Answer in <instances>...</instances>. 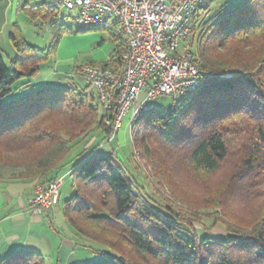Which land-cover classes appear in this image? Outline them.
<instances>
[{
	"label": "trees",
	"instance_id": "trees-1",
	"mask_svg": "<svg viewBox=\"0 0 264 264\" xmlns=\"http://www.w3.org/2000/svg\"><path fill=\"white\" fill-rule=\"evenodd\" d=\"M26 10L56 24L55 40L37 46L16 26L10 34L15 53L0 47V166L23 167L16 180L47 184L63 179L57 206L65 220L78 236L110 249H96L109 259L92 264H134L132 254L117 246L121 241L143 264H264V221L246 225L251 229L230 227L226 234L193 232L179 213L147 191L112 149L97 151L103 144H92L95 132L102 131L108 141L107 120L115 118L117 108L105 109L89 79L85 86L34 85L40 64L56 49L65 16L45 2ZM98 28L108 29L118 42L111 58L117 60L124 52L121 45L126 46L120 24L112 21ZM192 38L193 50L203 61L202 85L188 96L171 97L169 112L154 102L151 111L134 120L133 148L139 139L147 145L156 136L167 148L184 152L188 165L212 174L238 145L233 138L248 136L242 163L264 191V0H205L195 16ZM248 49L253 51L250 61L241 58ZM242 114L248 118L238 126L233 120ZM66 180L70 192L64 197ZM107 229H113L110 236L100 232ZM0 264L47 261L39 251L14 249L0 254Z\"/></svg>",
	"mask_w": 264,
	"mask_h": 264
},
{
	"label": "rangeland",
	"instance_id": "rangeland-1",
	"mask_svg": "<svg viewBox=\"0 0 264 264\" xmlns=\"http://www.w3.org/2000/svg\"><path fill=\"white\" fill-rule=\"evenodd\" d=\"M41 2L49 3V0L32 1L31 4L36 5ZM61 14L65 16V26L60 36L57 37V46L52 56L40 64V70L33 81L35 86L56 89L70 86L73 82L85 86L89 81L83 75V67L104 65L117 54L118 42L108 29H85L72 18L74 11L66 8L61 10ZM6 18V23L0 24V35L4 34L6 37V42L1 40L4 49H14L9 48L8 35L13 30H17L16 26L28 42L36 44L39 38H43L40 44L42 47L45 46L44 38L52 30L50 21L45 20L41 15L31 16L26 10L17 7L10 17ZM54 35L55 33L51 35L46 43L47 46L55 40ZM120 48L125 50V44H122ZM247 51L248 53L244 51L241 54V58L246 61L253 60V51L249 49ZM154 102L163 112H169L173 104L171 97H159ZM247 118L242 114L233 121L239 126L240 122L242 123ZM131 133L127 117L111 142L105 141L104 133L99 131L95 132L96 137L93 138L92 144L98 146L103 144L98 147V152L108 153L112 149L115 156L119 155L126 167L137 173L138 179L145 184L147 191L160 203L170 205L179 213L184 226L191 231L213 235L226 234L230 227L243 230V226L250 228L251 226L246 227V225L259 220L264 221V218H261L264 214V191L259 188L262 185H256L255 176L247 174L244 163H242V155L247 150L248 136L234 137L238 145L232 149L227 161L222 163L215 173L205 174L187 164L184 160V152H174L156 136L150 137V143L147 145L139 139L140 145H136L137 148L134 149ZM23 169V167L2 165L0 166V180L13 179ZM33 181H36L35 190L45 184V180ZM27 182L29 181L10 186L11 189L12 187L19 189H12L13 192L18 193L13 204L6 203L5 198L3 199L4 204H1L2 191L6 186H0V220L12 210L13 214L27 211L29 199H31L29 198L31 190ZM68 186V180H66L63 189L64 197L70 192ZM16 202L18 205L14 210ZM25 213L23 217L17 216L18 218L14 220L12 218L0 225V242L5 239L6 234H16L19 236L18 242L28 244L25 249L41 252L47 264H66L68 260L69 264H92L109 259L106 255L96 251V249L110 250L109 247L100 241L78 236L60 210H56V218L52 216V225L47 220L41 223L33 222L30 213L28 211ZM42 213L32 212L33 216H39ZM112 231L113 229H107L100 232H106L110 236ZM72 235L78 237L77 250L72 251V254L68 256V253L60 246V241ZM117 246L126 253L132 254L134 264H143L141 259L133 254L135 252L128 244L121 241ZM58 250H60L59 255L56 254ZM13 252L14 250L8 246L4 255Z\"/></svg>",
	"mask_w": 264,
	"mask_h": 264
},
{
	"label": "built area",
	"instance_id": "built-area-1",
	"mask_svg": "<svg viewBox=\"0 0 264 264\" xmlns=\"http://www.w3.org/2000/svg\"><path fill=\"white\" fill-rule=\"evenodd\" d=\"M205 0H49L48 5L74 11L85 29L120 24L126 48L106 66L83 67L99 102L116 106L110 127L111 142L128 117L132 122L155 107L160 96H188L203 83V61L193 50V24ZM56 28V24L52 26ZM63 179L40 185L30 201L32 212L54 209Z\"/></svg>",
	"mask_w": 264,
	"mask_h": 264
},
{
	"label": "crops",
	"instance_id": "crops-1",
	"mask_svg": "<svg viewBox=\"0 0 264 264\" xmlns=\"http://www.w3.org/2000/svg\"><path fill=\"white\" fill-rule=\"evenodd\" d=\"M32 1H37V0H0V24L4 25L6 23V21H5V20H7L6 17L8 16V18H9L11 13L15 10L16 7L18 9L22 8V9L26 10L27 7L32 5L31 4ZM51 24H52V22H51ZM0 33H1V31H0ZM11 33L12 32H10L9 35H8V42H9L8 44H9V48H14L13 44L11 42V39H10V34ZM53 33H54V30L52 29L45 36V38H44L45 46H47L46 43L50 39L51 35H53ZM0 36H1L0 37L1 38L0 39V47L2 48V50L7 52V53H9V54H11V55L14 54L15 53V49L6 50V49H4L2 47L1 40L3 39L6 42V37H5L4 34L0 35ZM42 39L43 38H39V41L36 42L37 46H41L40 43L42 42L41 41ZM23 182H26V181H21V180H16V179H7V180H2V181L0 180V186H3V187L6 186L3 189V191H2V193H3L2 194V197H3L2 198V202H3V199L5 198L6 199V203H12L13 204L14 200L18 196V193L13 192V190H12V189H17L16 187H12V189H11L10 186H16L15 184H19V183H23ZM27 183L29 184L28 188L31 190V192L29 193V198L32 199V197H33V195L35 193V183H36V181H29ZM7 184H8V186H7ZM17 190H19V189H17ZM31 199H29V204H30ZM2 202H1V204L3 205L4 202L3 203ZM20 203H22V202H20ZM17 205H18V202L15 203V206L13 208L14 210H16ZM24 210H25V208H24ZM56 210H60V206L59 205L56 206L54 209H52V211H50V212H43L39 216H33L30 207L29 206L27 207V211H28V213H30L31 219L33 220V222L41 223V222H44L45 220H47V221H49V223L51 225L53 223L52 219L56 218V214H55ZM27 211L26 210L25 211H20L18 213L13 214V210H12L10 213H7V214H5L2 217V220H0V225H2L4 222H6L8 220H11L12 218H13V220L15 218H18L17 216H19V217L25 216L26 215L25 212H27ZM52 216H53V218H52ZM18 241H19V236L18 235H16V234H11V235L6 234L5 239L2 242H0V254H3L5 252V249L8 246H10L12 250H14V249H25L27 247L28 244H26V243L23 244V243H20ZM61 241H60V246L65 250L66 253H68L67 254L68 256H70L72 254V251L77 250V246H76L77 243H78V237L77 236L72 235L70 238L67 237L62 242ZM59 253H60V250H58L56 252V254H58V255H59ZM53 254H55V251H53ZM67 262L68 263H66V264H69L70 261L68 260Z\"/></svg>",
	"mask_w": 264,
	"mask_h": 264
}]
</instances>
